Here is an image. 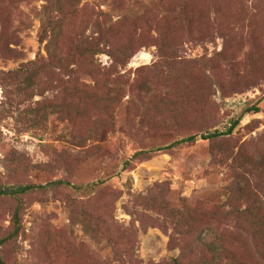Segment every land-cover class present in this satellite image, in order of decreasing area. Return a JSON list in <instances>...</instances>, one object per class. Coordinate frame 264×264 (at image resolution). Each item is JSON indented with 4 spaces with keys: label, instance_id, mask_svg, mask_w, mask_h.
Masks as SVG:
<instances>
[{
    "label": "rangeland",
    "instance_id": "rangeland-1",
    "mask_svg": "<svg viewBox=\"0 0 264 264\" xmlns=\"http://www.w3.org/2000/svg\"><path fill=\"white\" fill-rule=\"evenodd\" d=\"M60 179L103 182L24 194L15 237L0 196L7 262L264 264V0H0V186Z\"/></svg>",
    "mask_w": 264,
    "mask_h": 264
},
{
    "label": "trees",
    "instance_id": "trees-1",
    "mask_svg": "<svg viewBox=\"0 0 264 264\" xmlns=\"http://www.w3.org/2000/svg\"><path fill=\"white\" fill-rule=\"evenodd\" d=\"M182 14V8L181 11L179 13L178 16H180ZM54 24V23H53ZM50 26V21H48L47 24H45V31H48V28ZM55 26L53 27L54 30ZM45 38L42 37V41H44ZM78 50L80 53V56H83V54L89 56V57H94L97 54H100L103 52V49L98 46L97 44H92L91 48H87L85 51L83 50L82 52L79 49H75ZM76 55H78L77 52H75ZM30 79V76H29ZM30 81L32 82L33 79L31 78ZM33 85H27L25 88L30 89ZM24 88V89H25ZM260 111V107L257 104H254L252 106L246 107V109H244L243 114L245 113H258ZM78 117V116H77ZM79 118V117H78ZM239 124V119L235 120L234 123L232 124L231 127H229V129L227 130V132H220V131H215L212 133H208V134H194V135H190L184 138H181L179 140L174 141L173 143H170L169 145H167L166 149H171L174 148L176 146L182 145V144H189V143H194L197 142L200 139L206 140V139H214V138H219L221 135L224 134H230L234 131L235 127ZM161 149H155V150H142L139 151L137 153H135L131 158L127 159L124 164H123V169L124 170H129L133 164L134 161H139V160H144L146 158H150L152 153L160 151ZM103 181H97L94 183H90L87 185H75L73 184L71 181L69 180H64V179H60V180H55V181H51L50 183L46 184V185H35V184H18V185H10V186H0V196H10L13 197L14 199H16L17 201V206L14 210L13 213V224H14V230L11 233L10 237H15L19 234L20 230H21V216H22V196L24 194H28L34 191H46L47 189L50 188H54V189H60L63 187H71L77 191H86L87 189H92L95 186H98L102 183ZM50 187V188H48ZM250 202L252 203V205H257L256 210L251 214L253 216V220L255 222L260 223L259 227L257 230H255L257 236H260L261 238L264 237V200H261L259 198H251ZM176 217V216H175ZM184 226L185 222H180L178 223L176 226ZM88 228H90V225H87ZM4 238L0 239V264H11L9 262H7L2 254V244L4 243ZM184 259L185 256L182 257H178L174 259V263L173 264H183L184 263ZM219 264V263H216Z\"/></svg>",
    "mask_w": 264,
    "mask_h": 264
}]
</instances>
